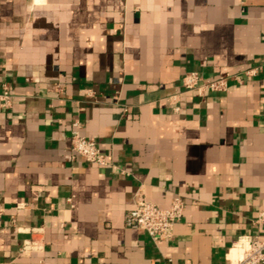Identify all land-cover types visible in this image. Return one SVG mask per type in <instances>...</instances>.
Listing matches in <instances>:
<instances>
[{
  "label": "crops",
  "instance_id": "crops-1",
  "mask_svg": "<svg viewBox=\"0 0 264 264\" xmlns=\"http://www.w3.org/2000/svg\"><path fill=\"white\" fill-rule=\"evenodd\" d=\"M5 89L0 264H230L264 238V0H0ZM76 122L120 171L72 157ZM177 197L169 241L126 225Z\"/></svg>",
  "mask_w": 264,
  "mask_h": 264
},
{
  "label": "built area",
  "instance_id": "built-area-1",
  "mask_svg": "<svg viewBox=\"0 0 264 264\" xmlns=\"http://www.w3.org/2000/svg\"><path fill=\"white\" fill-rule=\"evenodd\" d=\"M252 74V71H247ZM230 75L210 79L204 77L197 71L185 74L182 79L184 88L187 91H196L199 95L206 92L218 93L227 90ZM11 105V94L7 89L0 94V107L8 108ZM72 130V157H82L86 161L99 166H111L114 170H119L103 151L99 148L96 141L82 135L80 124L74 123ZM184 202L175 198L169 208L138 199L133 209L127 212L125 222L128 227L141 229L156 243L161 244L169 241L174 235L175 225L183 216ZM257 222L264 225V214L260 215ZM239 255L230 264H264V238L258 236L240 238L236 243ZM157 264H170L169 261H161Z\"/></svg>",
  "mask_w": 264,
  "mask_h": 264
}]
</instances>
